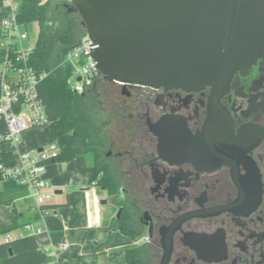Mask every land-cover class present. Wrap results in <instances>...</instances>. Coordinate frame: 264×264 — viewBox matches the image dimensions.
Wrapping results in <instances>:
<instances>
[{"label": "flooded vegetation", "instance_id": "obj_1", "mask_svg": "<svg viewBox=\"0 0 264 264\" xmlns=\"http://www.w3.org/2000/svg\"><path fill=\"white\" fill-rule=\"evenodd\" d=\"M115 83L101 228L142 264H264V59L222 95Z\"/></svg>", "mask_w": 264, "mask_h": 264}, {"label": "water", "instance_id": "obj_2", "mask_svg": "<svg viewBox=\"0 0 264 264\" xmlns=\"http://www.w3.org/2000/svg\"><path fill=\"white\" fill-rule=\"evenodd\" d=\"M68 6L97 44L92 56L107 81L212 87L222 95L237 72L264 59V0H69ZM100 203L106 216L108 200Z\"/></svg>", "mask_w": 264, "mask_h": 264}, {"label": "trees", "instance_id": "obj_3", "mask_svg": "<svg viewBox=\"0 0 264 264\" xmlns=\"http://www.w3.org/2000/svg\"><path fill=\"white\" fill-rule=\"evenodd\" d=\"M68 3L69 0H22L17 21L26 27L34 22L40 26L29 65L37 73L46 74L38 88L50 120L45 130L48 142L57 141L60 146L58 157L51 162L72 160L76 156L90 154L94 160L90 183L111 191L117 187V180L102 174L107 168L103 157L109 121L102 111L100 96L92 87L84 93L75 92L68 83L72 68L63 63L68 51L86 33L81 16L78 12L70 11ZM5 129L6 122L0 118V133ZM2 144L4 143L0 140V182L3 184L0 201L3 200V195H7L10 209L15 211V200L28 196L29 191L16 181L4 178L1 165L15 159L17 152L2 149ZM34 219H39L38 213L30 219L18 213L9 223H0V235L19 230ZM64 237L62 228L51 230L54 243L61 242ZM125 257L126 264H142L138 247L127 252ZM47 259V253L39 246L34 235L0 243V264H38Z\"/></svg>", "mask_w": 264, "mask_h": 264}, {"label": "built area", "instance_id": "obj_4", "mask_svg": "<svg viewBox=\"0 0 264 264\" xmlns=\"http://www.w3.org/2000/svg\"><path fill=\"white\" fill-rule=\"evenodd\" d=\"M9 1L12 6L11 16L5 21L0 34V118L6 122V129L0 133V140L13 144L19 142L21 134L29 128H46L50 120L38 89L46 74L37 73L29 65L35 45L28 42L30 37L24 29L26 26L17 21L20 3L17 0ZM96 47L97 44L86 32L65 56L63 63L72 68L68 83L77 93H84L102 78L97 61L92 56ZM59 151L57 141L48 142L35 151L17 152L16 158L12 160L15 163L11 167H5L4 163L1 165L5 179L16 181L28 189V197L33 200L38 220L42 222L41 226H35L34 223L25 225V235L39 236L46 232L51 237L47 217L53 212L48 207L52 194L47 191L51 183L46 171L47 164L58 157ZM25 235L22 232L17 235L8 233L0 243ZM69 248L70 243L65 239L59 243L52 241L46 244L42 249L47 253L48 259L38 264H67L65 252Z\"/></svg>", "mask_w": 264, "mask_h": 264}, {"label": "rangeland", "instance_id": "obj_5", "mask_svg": "<svg viewBox=\"0 0 264 264\" xmlns=\"http://www.w3.org/2000/svg\"><path fill=\"white\" fill-rule=\"evenodd\" d=\"M22 0H17L18 3H21ZM12 6L9 0H0V30L4 29L5 21L8 20L11 16ZM29 33V43L31 45H35L40 26L37 22L31 23L28 27H24ZM97 88L95 91L100 93V99H104L106 104L109 107L113 104V102L118 101L120 98L118 88V84L113 81H107L103 77L96 81ZM106 131L109 134L114 133V126L111 123L108 124ZM48 136L45 130V127H31L25 132L21 134L20 140L17 143L2 144V149H11L16 152H24V151H35L40 146H45L48 143ZM15 161H7L4 163L5 167L13 166ZM94 164L92 155H84V156H76L72 160H61L55 162H49L47 164V171L49 181L52 184L51 194H52V202H57L60 204V200H62V204H66V202L71 199L73 202V207L67 210H63V215L61 219H64L66 225L68 226L67 230V240L71 243V249H80L83 246L82 251L89 250V248L97 246L94 245V242H100L99 238L101 233H104V229L102 228H85L84 226L87 224L88 217L90 212L94 211V205H92V197L96 195L98 197V201L102 199L108 198L107 190L101 188L99 185L91 184L90 178L92 175V166ZM59 165L61 166V171L59 170ZM55 169V170H54ZM60 175V176H57ZM61 178V182L58 183L57 179ZM123 181V180H122ZM125 183L129 181L124 180ZM123 181V182H124ZM130 184V183H129ZM3 185L0 183V191H2ZM63 190L62 194H57L56 190ZM91 190V191H88ZM69 192L71 194L69 195ZM3 200L0 201V223H9L12 218L18 214L17 209L11 211L10 204L7 201L8 196L3 195ZM28 200L26 205L29 207L31 203ZM15 204V202H14ZM101 205V203H100ZM15 207V206H14ZM66 205H60V208H65ZM61 212V211H60ZM38 222V221H35ZM82 227V228H81ZM19 231L22 233H27V231L22 227L19 230L13 232L12 235L17 234ZM108 232V230H107ZM106 232V233H107ZM4 235H0V242L3 240ZM110 240L114 242H122L125 239V236L120 232L115 231L110 235ZM81 251V252H82ZM68 251L65 252V254ZM87 252V251H86ZM111 257L113 258L111 264H125V258L123 255V251L120 249L114 250L110 252ZM86 256H82L77 259V261L71 264H89L86 263ZM69 260L67 258V264Z\"/></svg>", "mask_w": 264, "mask_h": 264}, {"label": "crops", "instance_id": "obj_6", "mask_svg": "<svg viewBox=\"0 0 264 264\" xmlns=\"http://www.w3.org/2000/svg\"><path fill=\"white\" fill-rule=\"evenodd\" d=\"M4 150H11V149H4ZM13 151V150H12ZM55 170V169H54ZM59 170L61 171V166L59 165ZM46 176H48V171H46ZM57 176H60L57 174ZM49 178V177H48ZM58 183L61 182V178L58 177L57 179ZM1 183V182H0ZM3 185V184H2ZM52 186V184H51ZM50 186V187H51ZM47 188V191L50 192L51 188ZM61 191V192H59ZM91 191V190H88ZM51 193V192H50ZM57 194H62L63 190L58 189L56 190ZM71 194V192H69V195ZM29 201L31 203V205L28 207L26 205L27 201ZM92 205H94V211H89V217H88V221L87 224L84 226L85 228H101L102 226V220H103V215H104V206L100 205L99 201H98V197L96 195H94L92 197ZM62 200H60V204H57V202H52L51 204L52 206H55L54 208H50L52 209V213L47 217V223H48V228L51 231L54 228H62L64 230V239L67 240V230H68V226L66 225V222L64 219H61L62 215H63V210H67V209H71L73 207L72 204V200L69 199L66 204H62ZM60 205H66L65 208H60ZM15 209H17L19 214H23L24 216H26L27 219L30 218H34L35 217V209H34V202L33 200L28 197H20L17 198L15 200ZM61 211V212H60ZM61 216V217H59ZM38 221V222H35ZM32 223H34L35 226H41L42 222L40 220H33ZM82 228V227H81ZM25 229V228H24ZM14 232V231H13ZM13 232H11L13 234ZM21 231H19L18 233H20ZM104 229V233L100 235V242H94V247L89 248V250H84L85 252L82 251L83 246H81L80 249H71V243L69 242V240H67L70 243V248L67 250L68 252L65 254L66 257L69 260V264L77 261L78 258L82 257V256H86L85 260L86 263L89 262V264H111L112 263V257L110 254V252L120 249L123 251V247L121 246L122 243L128 241V239L125 236V241L122 242H114L113 240H110L108 238H110V235H112L113 232L108 231ZM17 235V234H14ZM25 235V233H24ZM39 246L41 248H43L46 244L52 242V239L49 235H47L46 232H44L42 235L36 236ZM82 251V252H81ZM87 251V252H86ZM123 255L126 261V257H125V252L123 251ZM126 264V262H125Z\"/></svg>", "mask_w": 264, "mask_h": 264}]
</instances>
